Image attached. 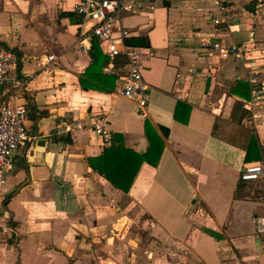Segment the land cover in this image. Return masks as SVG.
I'll return each mask as SVG.
<instances>
[{
  "label": "crops",
  "instance_id": "obj_1",
  "mask_svg": "<svg viewBox=\"0 0 264 264\" xmlns=\"http://www.w3.org/2000/svg\"><path fill=\"white\" fill-rule=\"evenodd\" d=\"M74 4L0 0V45L26 78L16 102L29 108L33 137L0 190V226L11 227L0 264H264V179L239 177L264 161V3L154 0L125 14L130 38L146 42L142 111L114 92L124 57L106 71L102 43L79 47ZM204 37L252 43L222 54ZM94 114L134 152L147 149L145 120L162 140L157 163L141 162L127 192L89 166L111 143L92 130Z\"/></svg>",
  "mask_w": 264,
  "mask_h": 264
},
{
  "label": "built area",
  "instance_id": "obj_2",
  "mask_svg": "<svg viewBox=\"0 0 264 264\" xmlns=\"http://www.w3.org/2000/svg\"><path fill=\"white\" fill-rule=\"evenodd\" d=\"M75 11L81 15V36L78 45L84 51L89 50L90 41L95 39L103 44V51L107 58L106 71L114 70L118 57H124V73L121 83L117 85L114 92L118 96L126 97L135 102L137 108L142 111L149 98V86L143 78L144 65L141 56L144 46L128 42L131 31L122 23L125 14L142 12L151 8L154 0H74ZM261 4L264 0H258ZM228 21V18L225 20ZM90 23L85 28V23ZM215 23L219 20L215 19ZM252 39L243 40L240 45L233 42H213L211 37L200 40L203 47H212L222 54H240L242 47H248ZM150 54V52H149ZM54 55H47L46 61H53ZM16 53L9 48L0 45V190L5 185L6 175L12 166V157L21 145L31 142L30 134L25 122L29 108L23 103H17L20 93L26 85V78L18 73ZM251 82H254L251 77ZM258 92L252 88L253 99ZM253 99L250 102L253 104ZM92 130L99 135L103 144L111 141V131L108 127L105 114H94L90 118ZM241 180L264 179V161L247 164L240 170ZM264 225V217L262 222ZM10 225L0 226V237L10 230ZM264 232V227L259 229Z\"/></svg>",
  "mask_w": 264,
  "mask_h": 264
},
{
  "label": "trees",
  "instance_id": "obj_3",
  "mask_svg": "<svg viewBox=\"0 0 264 264\" xmlns=\"http://www.w3.org/2000/svg\"><path fill=\"white\" fill-rule=\"evenodd\" d=\"M128 42L146 46L143 38H129ZM106 60L107 58L105 57V62ZM98 61L99 59L97 57L93 59L92 64L86 72L95 68ZM80 84L83 88H87L81 80ZM144 131L148 140V146L145 152L137 153L122 145H118L111 136L110 145L104 147L98 156L88 158L89 166L116 188L127 192L141 162L145 161L151 165H155L162 151V140L148 120L144 121Z\"/></svg>",
  "mask_w": 264,
  "mask_h": 264
}]
</instances>
